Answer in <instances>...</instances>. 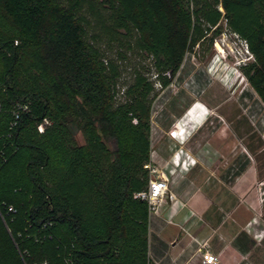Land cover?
<instances>
[{
  "label": "trees",
  "instance_id": "trees-1",
  "mask_svg": "<svg viewBox=\"0 0 264 264\" xmlns=\"http://www.w3.org/2000/svg\"><path fill=\"white\" fill-rule=\"evenodd\" d=\"M222 21L264 98V0H0V264H155L156 84Z\"/></svg>",
  "mask_w": 264,
  "mask_h": 264
},
{
  "label": "rangeland",
  "instance_id": "rangeland-1",
  "mask_svg": "<svg viewBox=\"0 0 264 264\" xmlns=\"http://www.w3.org/2000/svg\"><path fill=\"white\" fill-rule=\"evenodd\" d=\"M139 60L135 54L123 64V84ZM252 62L245 41L222 21L213 41L185 55L168 87L156 84L151 159L169 183L151 223L158 264H204L203 253L218 243L236 264H264V98L245 73ZM189 223L207 231L195 236L184 229ZM170 224L191 239L189 257L172 259Z\"/></svg>",
  "mask_w": 264,
  "mask_h": 264
},
{
  "label": "built area",
  "instance_id": "built-area-1",
  "mask_svg": "<svg viewBox=\"0 0 264 264\" xmlns=\"http://www.w3.org/2000/svg\"><path fill=\"white\" fill-rule=\"evenodd\" d=\"M28 109H29L28 105L18 106L17 110L14 112V120L11 123V129H14L17 126V123L20 118V111H27ZM48 122L49 121L47 119H44L43 123H41L38 126L40 132L44 131L45 124H47ZM13 134H14L13 131L9 132L8 137L11 138ZM0 139H1V135H0ZM145 168L148 169L150 173L149 186L146 190L137 193L136 197L141 198L148 202L150 216L152 218L154 217V215L158 214L159 207L164 201L165 197L167 196L169 183H168V177L158 174L159 169L152 163V159L150 160L149 163L145 165ZM153 175L155 176V178L152 177ZM170 198L174 199L175 198L174 194H170ZM203 263L220 264V257L217 253L210 250H206V252L203 253Z\"/></svg>",
  "mask_w": 264,
  "mask_h": 264
},
{
  "label": "crops",
  "instance_id": "crops-1",
  "mask_svg": "<svg viewBox=\"0 0 264 264\" xmlns=\"http://www.w3.org/2000/svg\"><path fill=\"white\" fill-rule=\"evenodd\" d=\"M198 210L202 211L203 213H205V209H199ZM200 211V212H201ZM174 212V210H169L168 213H172ZM187 213L186 209H182V212L179 215V219H181V217H183L185 214ZM156 216L151 218V222L153 219H155ZM174 225L177 224H170V231H171V237H174L173 239H171V249H170V253L172 256L173 260H177L179 259V257L184 256V257H189L191 251H192V243H191V239L188 237V235L185 234V232L179 230L178 228H176ZM212 226V225H211ZM209 228V227H207ZM184 229H188L191 230L193 235H204V233L207 231L205 229V227L202 224L199 223H189L187 224L186 227H184ZM244 229V228H242ZM152 229L150 228V256L153 259V261L155 262V264H158V262L155 260L154 256L152 255V250H151V236H152ZM241 237H243L245 240H249L250 239V235H248L246 232L241 231L240 232ZM182 236V237H181ZM220 243L218 244H214L215 247L213 248V251L215 253H219V257H220V261H222V264H236V259L234 258V256L232 255L231 252V248L230 247H225L223 245H220ZM198 263V262H197Z\"/></svg>",
  "mask_w": 264,
  "mask_h": 264
},
{
  "label": "bare ground",
  "instance_id": "bare-ground-1",
  "mask_svg": "<svg viewBox=\"0 0 264 264\" xmlns=\"http://www.w3.org/2000/svg\"><path fill=\"white\" fill-rule=\"evenodd\" d=\"M217 47L221 50V47H220L219 44L217 45ZM200 108H201V107H197L195 110H197V109L199 110ZM203 110H204V109H203ZM200 114H201V113H200ZM203 114H204V113H203Z\"/></svg>",
  "mask_w": 264,
  "mask_h": 264
}]
</instances>
